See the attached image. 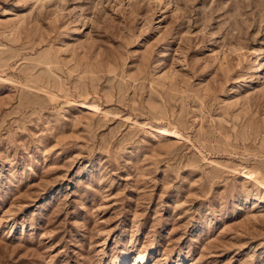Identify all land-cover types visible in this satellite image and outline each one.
Listing matches in <instances>:
<instances>
[{
  "label": "rangeland",
  "instance_id": "obj_1",
  "mask_svg": "<svg viewBox=\"0 0 264 264\" xmlns=\"http://www.w3.org/2000/svg\"><path fill=\"white\" fill-rule=\"evenodd\" d=\"M141 252L264 264V0H0V264Z\"/></svg>",
  "mask_w": 264,
  "mask_h": 264
},
{
  "label": "bare ground",
  "instance_id": "obj_2",
  "mask_svg": "<svg viewBox=\"0 0 264 264\" xmlns=\"http://www.w3.org/2000/svg\"><path fill=\"white\" fill-rule=\"evenodd\" d=\"M144 257H145V254L143 252L138 253V254L134 255V257L127 263L128 264H138L144 259Z\"/></svg>",
  "mask_w": 264,
  "mask_h": 264
}]
</instances>
